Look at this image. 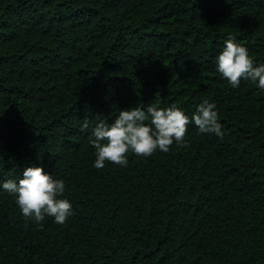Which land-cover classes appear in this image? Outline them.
Wrapping results in <instances>:
<instances>
[{"label":"trees","instance_id":"1","mask_svg":"<svg viewBox=\"0 0 264 264\" xmlns=\"http://www.w3.org/2000/svg\"><path fill=\"white\" fill-rule=\"evenodd\" d=\"M0 264H264V0H0Z\"/></svg>","mask_w":264,"mask_h":264}]
</instances>
